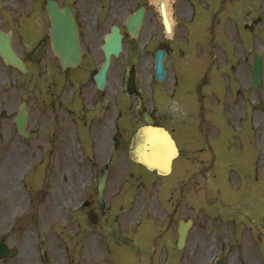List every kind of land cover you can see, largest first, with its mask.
I'll return each mask as SVG.
<instances>
[{"label": "rangeland", "instance_id": "374dc122", "mask_svg": "<svg viewBox=\"0 0 264 264\" xmlns=\"http://www.w3.org/2000/svg\"><path fill=\"white\" fill-rule=\"evenodd\" d=\"M160 1L147 0L154 19L159 16ZM163 1L170 5V13L173 14L175 22V13L185 18L182 10L187 5H190L191 13L194 10L204 11L211 5L219 8L227 6L222 11L219 10L217 16V19L226 15L233 17L221 20L228 27L227 35H232L235 31V23L238 26L247 17L262 16L263 22L257 24L259 35L249 37L250 46L244 43L243 57H251V51L264 54V0ZM232 3L240 7V11L247 8V17L241 19L232 12ZM122 20V17H111V21ZM151 24L150 17L147 16L140 32L141 46L148 42ZM218 26L219 24L216 27ZM184 27L187 32L191 30V22L187 20ZM158 29H161L160 25ZM233 37L232 42L241 50L239 41ZM154 46L147 43L137 56L136 73L144 97L143 108L152 110L159 106L161 110L163 107L161 112L165 121L168 116H174L175 123L180 127L183 117L187 116L192 107L178 98L171 99L168 104L159 101L156 95L158 86L153 77L151 52ZM241 54L239 52L237 58L241 59ZM87 67L88 63L83 67L87 71L84 77L77 71L64 76L53 72L36 76L32 87L28 86V79H20V84L26 85L24 93L20 92V100L27 98L28 94L35 97L34 104L30 106L33 110L31 121L37 120L36 129L31 141L19 138V154L15 167L5 168L6 178L0 177V181L11 180L13 186H16L9 215L8 208H1L0 201V238L5 237L11 246L19 247L21 252L16 258L17 264H80L81 250L89 249H94V256L90 259L83 254L82 263L89 259L91 264H217V260L221 258L224 264H264V110L258 107V101L264 100V87L252 90L251 76L246 71L242 72L243 75H221L216 83L221 86L222 91L218 94L217 101L211 104V110L208 109V116L214 118L216 111L219 120L223 117V123H206L200 131L197 127L196 111L190 132L180 134V130H176L174 135L180 147L186 146L187 139L192 142L202 141V145L207 147L208 139L220 138L217 140L222 141V167L215 163L216 156L213 153L204 155L197 147L185 153L184 159L191 160L188 168L184 164L182 168H177V163L180 165L182 162L177 161L172 176L160 178L141 171V176L137 177V172L140 173L138 168L127 162L125 154L117 149L113 151L111 143L114 134H129L128 129H124L127 124L125 121L130 114V120L135 122L137 116L134 113L139 111V102L135 97L128 98L130 106L126 110L123 108L126 99L120 96V91L117 93L121 89L120 81L125 74L126 65L118 60L111 66V80L106 90V94L111 97V125L109 133L104 132L105 139L108 140L106 144L103 143L104 128L99 126L107 101L100 100L92 106L82 107L81 100L77 98L81 88L86 92V101H94L96 96L99 97H93L94 82L92 72ZM50 93L54 95L50 96ZM209 96L212 100L211 92ZM51 98L56 102L54 111L60 112V117L52 115L49 124L46 119L52 112L49 105ZM77 99L80 102L78 105ZM28 101L30 104L32 99ZM192 102L198 110V100L193 99ZM120 110L122 119L117 117V111ZM61 118V131L56 129L52 132V123H57ZM134 122L131 123L132 126ZM136 126L131 128L132 132ZM117 127L120 128L118 131ZM94 130L96 131L92 140ZM196 146L197 144H193L188 147ZM195 151L197 153H193ZM215 151L217 152L216 148ZM109 158L110 170L105 189L107 210L99 219L98 225L93 226L90 222L84 224L80 216L88 212L90 207L81 208V203L86 199L96 203V176ZM200 160L208 161L209 165L205 168H194V162ZM226 160H233L234 167L227 166ZM141 181L148 182L143 185ZM172 184L174 197L171 201L179 202L176 220L193 218L195 221L189 231L185 248L179 252L172 247L173 240L177 237L176 231L173 236L169 231L163 237L168 250L154 247L156 241L145 243L142 235L147 228L140 232L137 241L140 244H137L132 227L142 220L141 216L144 215L145 220L137 226V230L143 224L152 225V229L158 225L156 228L162 230L164 224L168 223L166 217L170 209L163 202H159L161 192L158 189L160 185ZM150 187L153 188L149 189ZM182 187L184 190H180ZM162 205L165 206L164 212ZM4 209L6 210L3 211ZM155 231L152 232L153 235L158 233ZM111 235H115V238L111 239ZM76 244L80 247H70ZM60 246L68 251L60 252L66 260L65 263L61 262L58 254L53 253V248ZM41 254H44L46 261L41 262Z\"/></svg>", "mask_w": 264, "mask_h": 264}, {"label": "flooded vegetation", "instance_id": "af4514ba", "mask_svg": "<svg viewBox=\"0 0 264 264\" xmlns=\"http://www.w3.org/2000/svg\"><path fill=\"white\" fill-rule=\"evenodd\" d=\"M50 1L56 3L61 9L68 7L72 10L82 49V62L77 67V70L83 76L86 72V69H83L86 63L89 65L87 68L91 70L92 76L99 71L101 64L106 58L103 45L113 25L119 26L121 32L124 34V50L116 60L121 59L123 64H129L132 67V61L140 54V38L133 39L130 37L126 28V20L129 14L135 12L141 6L145 8V15L150 17L152 23V30L148 42L150 43L153 37L157 41L152 56L154 57L157 49H165L168 58H170L171 52L173 53L171 44L164 42V39L165 37H169L172 41L177 42L175 46V57L167 64V73H169V76L172 71L174 72L172 76V97L179 94L183 98H187L190 95L197 94L201 103H204L206 97L205 90L210 83L209 77L213 68L216 70L223 68L229 69L239 74L245 70L251 71L250 65L253 58L244 59L242 57V59H238V51L243 54V49L240 50L238 47H234L231 43L226 42V39L222 37L223 31L221 29H218L213 37V31L205 25L207 21L209 23V19L212 17L210 11H206V9L204 11L194 10L191 13V10L185 8L182 10L185 18L181 14L176 13L175 17L177 19L180 18V20H177L176 26L173 29L174 35L170 37L162 20L159 23L158 20L154 19L147 0H0V29L5 33H11L12 49L24 61L26 67V71H22L19 67L7 63L0 56V177L3 179L6 178L5 168L15 167V160H17L19 154V138L22 137L16 121L20 112V92L24 93V87L26 85L20 84V78L26 77L28 79V86L32 87L34 86L35 76L37 74L46 75L47 73L53 72L61 76L65 75L67 70H73L72 68H67L65 71H62L59 58L53 50L49 36L51 17L48 12V3ZM159 11H161V7ZM113 16L122 17L123 20L111 21V17L113 18ZM187 20L192 24L191 30L188 32L184 27ZM159 24L161 25L160 30L158 29ZM246 25V29L251 34L256 32V27L253 24L245 23L244 27ZM229 50L232 51L231 59H228ZM217 58L219 61L217 62L215 60V63H212V59ZM233 59H235L234 63H232ZM135 67L136 64L132 70L125 69V72L128 71V77L125 79L124 74L122 80L126 81L124 88H126L129 94V80L131 75H134V91L130 95L137 97L140 89ZM110 80L108 81V87ZM93 86L95 90L93 97L96 95L99 96H96V100L94 101H86V92L82 88L79 90L78 94L82 102V107L97 104L100 100L111 99L110 95L97 88L95 82ZM121 86H123V83H121ZM99 94L102 95L100 96ZM52 95L54 93H50V96ZM103 95H107L108 97L104 98L102 97ZM158 96L161 98L165 96L164 89L158 90ZM34 98L30 94L27 95V99H32L30 104L27 103L30 114V121L27 126L29 141L34 136L35 126L37 124V120L34 119V121H31L33 110L30 105L34 104ZM58 103L62 106V102L59 101ZM55 104L54 100L49 102L50 108L52 109L51 114L46 119V121H49V124L52 120V115L60 117V112L57 113L54 111ZM110 108L111 102L109 103L107 101V106L103 108V115L100 120V124L104 128L102 132L103 136L104 132L109 133L108 124L111 122ZM200 112L202 115V109ZM143 113L144 111H142V116L139 117V120L145 123ZM149 113L156 124L164 125L169 129L162 122L163 117H159L153 111H149ZM39 114H41V110H39ZM61 122L62 118L57 123L53 122L51 131L53 132L56 129L61 131ZM118 130L119 128H117ZM172 130L174 131V129ZM169 131L171 130L169 129ZM172 135L175 137L173 133ZM116 137L118 138V144L115 143ZM126 137L124 135L114 136L112 138V146L114 150L119 149L120 153L128 155L131 150L132 136L129 140ZM139 167L146 168L142 165H139ZM14 199L15 186H13V182L11 180L0 181L1 208H8V215L10 214V205L14 203ZM7 203L8 205L6 206ZM13 239L15 240V237ZM18 255L19 253L13 258L0 260V264H17L16 258Z\"/></svg>", "mask_w": 264, "mask_h": 264}, {"label": "water", "instance_id": "95a60500", "mask_svg": "<svg viewBox=\"0 0 264 264\" xmlns=\"http://www.w3.org/2000/svg\"><path fill=\"white\" fill-rule=\"evenodd\" d=\"M52 18H53V33L52 38L55 44V50L58 53L62 66L65 68L67 66H76L81 59L80 50L77 48L76 40H75V32H74V25L73 20L70 16H64L62 13H55L54 10L51 11ZM164 21L168 26L167 16L165 11H163ZM142 19V10L138 11L134 17L130 18L128 23V28L131 34L136 35V29L139 27ZM66 32V33H65ZM121 35L119 33L118 28L113 27L112 33L109 36L107 43L105 45V49L107 52V59L105 65L101 69L100 73L96 76V79L101 87L105 84L106 79V70L109 67L110 63V53L111 55H118L122 49L121 43ZM8 47V46H7ZM5 47V49H7ZM4 56L8 57L10 61L14 64L19 65V59L12 55L10 51L8 53H4ZM163 58L164 52L158 51L155 59V74L157 79H163L165 75V69L163 67ZM262 60L260 55H256V60L254 65L252 66L253 71V87L257 88L261 85L262 80ZM261 107L264 108V104L261 103ZM22 124V123H21ZM146 134L150 141L154 144V150L151 152L152 155H149V160H142L138 158L140 162L145 163L149 168L156 169L157 172L161 174L168 173L170 171V163L172 160V156L175 155V146L174 141L172 140L171 136L168 132L161 128L155 127H148L147 129L143 128L140 133ZM155 136H161L164 138L157 139ZM156 143V144H155ZM164 147H168L171 149L170 152L165 151ZM107 171L106 169L100 172L99 175V202L100 205L103 206V190L105 187V180H106ZM191 224L189 221L188 224L183 225L179 230L180 237L178 246L181 248L185 242V237L187 233V228ZM220 264H222L220 262Z\"/></svg>", "mask_w": 264, "mask_h": 264}, {"label": "bare ground", "instance_id": "6f19581e", "mask_svg": "<svg viewBox=\"0 0 264 264\" xmlns=\"http://www.w3.org/2000/svg\"><path fill=\"white\" fill-rule=\"evenodd\" d=\"M84 264H88V263H84Z\"/></svg>", "mask_w": 264, "mask_h": 264}, {"label": "clouds", "instance_id": "9594fccd", "mask_svg": "<svg viewBox=\"0 0 264 264\" xmlns=\"http://www.w3.org/2000/svg\"><path fill=\"white\" fill-rule=\"evenodd\" d=\"M174 110H176V109L174 108Z\"/></svg>", "mask_w": 264, "mask_h": 264}]
</instances>
